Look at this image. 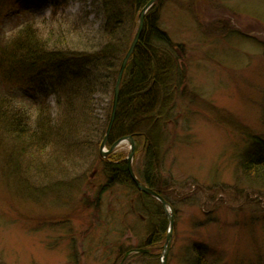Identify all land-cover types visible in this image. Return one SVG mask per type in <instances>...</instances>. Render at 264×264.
<instances>
[{
	"label": "rangeland",
	"instance_id": "1",
	"mask_svg": "<svg viewBox=\"0 0 264 264\" xmlns=\"http://www.w3.org/2000/svg\"><path fill=\"white\" fill-rule=\"evenodd\" d=\"M158 1L157 23L175 44L149 167L174 213L165 264H186L193 243L210 247L215 264H264V180L241 170L264 154V0ZM52 3L0 0V46L24 23L53 17ZM55 11L61 22H103L96 0H62ZM44 88L32 94L0 78V94L17 107L33 112L46 96L54 114L55 96ZM112 95H94L97 119L108 122ZM101 140L42 188L16 182L9 140H0V264H120L126 251L150 249L151 215L165 216L163 209L130 184L107 182L103 160L126 157L129 145L101 157ZM137 140L134 166L142 173L148 150ZM165 233L151 252L159 264Z\"/></svg>",
	"mask_w": 264,
	"mask_h": 264
},
{
	"label": "trees",
	"instance_id": "2",
	"mask_svg": "<svg viewBox=\"0 0 264 264\" xmlns=\"http://www.w3.org/2000/svg\"><path fill=\"white\" fill-rule=\"evenodd\" d=\"M96 1L103 13V22L98 27H93L91 22H61L55 10L62 0H53L51 16L54 19L24 23L0 46V78L32 94L44 95L46 86L47 92L55 96L53 114L46 96L36 101L33 112H26L16 106L12 96L0 94V140H9L7 166L18 184H37L36 188L51 184L56 175L68 170L65 166L74 170L73 161L81 158L85 149L94 146L95 150L105 134L107 121L96 118L94 95L113 90L137 15L149 0ZM158 9L159 1L145 14L142 33L123 74L107 145L120 136L133 135L136 155L140 142L137 139H141L142 150L145 153L148 150V166L138 173L133 165L134 171L141 182L161 193L152 181L149 167L154 150L152 139L158 138L161 130L163 74L169 68L165 62L169 63L167 55L175 44L157 23ZM257 154L247 159L241 170L264 180V154ZM113 155L109 156L110 160H103L109 162L103 165L107 182L126 183L135 188L125 156L118 153L114 158ZM141 195L161 208L154 198ZM151 216L157 222L146 240L149 253H132L124 259L123 254L120 264L128 257L134 259L133 264H159L151 252L165 233L167 219L163 213L155 212ZM214 253L202 243H193L186 264H215L218 260ZM144 257L151 260L138 263Z\"/></svg>",
	"mask_w": 264,
	"mask_h": 264
},
{
	"label": "water",
	"instance_id": "3",
	"mask_svg": "<svg viewBox=\"0 0 264 264\" xmlns=\"http://www.w3.org/2000/svg\"><path fill=\"white\" fill-rule=\"evenodd\" d=\"M157 0H149L140 10V12L138 13V25L136 28V31L134 33V36L130 42V45L126 51V53L124 54L118 72H117V77L115 80V85H114V89H113V96H112V104H111V111H110V116H109V121L107 124V128H106V132L105 135L99 145V154L105 155L108 152H111L121 141L123 140H128L129 144H130V150L128 152L127 158H126V163H127V171L129 173V176L132 180V182L135 184V186L137 187V189L145 194H148L150 196L155 197L161 204L164 210V213L167 217L168 220V229L166 232V236H165V244L163 245V261L161 262V264H165L166 263V257H167V251L169 248V244L171 241V236H172V229L174 226V213L172 212L169 204L167 203L166 200H164L157 192H155L154 190L148 188L147 186H145L143 183H141L137 177L135 176L133 169H132V159L134 156V141L132 139V136H124L121 137L120 139L116 140L109 148V150L107 152L103 151V147L106 144V140L109 134V131L111 129V126L113 124V121L115 119V115H116V110H117V105H118V100H119V95H120V85H121V80L123 77V73L126 67V64L130 58V56L132 55V53L135 50V47L138 43V40L140 38V35L142 33L143 30V26H144V16L146 11L156 2ZM170 210V211H169ZM137 251H147V250H142V249H137Z\"/></svg>",
	"mask_w": 264,
	"mask_h": 264
}]
</instances>
